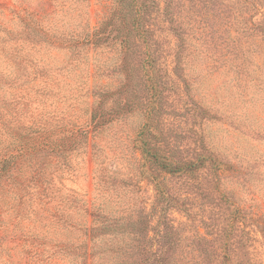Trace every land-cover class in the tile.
Masks as SVG:
<instances>
[{"label": "trees", "instance_id": "1", "mask_svg": "<svg viewBox=\"0 0 264 264\" xmlns=\"http://www.w3.org/2000/svg\"><path fill=\"white\" fill-rule=\"evenodd\" d=\"M38 1L40 10L13 6L12 26L0 24L5 236L31 264H263L255 244L264 216L251 217L220 188L224 165L205 136L227 99L205 103L199 87L222 76L231 102L264 98V0H96L104 13L93 27L78 23L91 0ZM97 50L116 53L101 72ZM84 63L95 67L93 83L73 89L68 73ZM133 114L143 119L130 140L136 185L115 170L109 179L125 193L146 182L153 195L113 210L98 139ZM182 127L193 133V151L182 146ZM79 156L94 166L92 208L61 194ZM24 221L40 232H18Z\"/></svg>", "mask_w": 264, "mask_h": 264}, {"label": "rangeland", "instance_id": "2", "mask_svg": "<svg viewBox=\"0 0 264 264\" xmlns=\"http://www.w3.org/2000/svg\"><path fill=\"white\" fill-rule=\"evenodd\" d=\"M28 6L30 10H40V1L38 0H0V24L11 27L13 16L9 11L13 6L17 8L21 6ZM104 4L91 0L88 8V14L84 15L85 7H81L79 12L81 18L78 23L84 22L87 19L90 27H93L101 19L104 13ZM116 53H110L103 50H97L91 54L94 64V59L98 61L99 69L102 71V66L106 67L115 58ZM67 56L58 54L55 60L56 65H63L67 61ZM90 63V62H89ZM190 69L191 75H196L198 70L202 67L194 66ZM101 68V69H100ZM95 70V67H89L88 63L77 65L75 70L70 71L69 84L74 87L82 88L86 86L87 82L93 83V79L88 78V73ZM68 79V78H67ZM202 79V78H201ZM203 84L199 87V92L204 96L205 103H213L212 98L222 96L227 99L223 104V110L220 109L216 120L206 123V137L210 139L212 149L216 157L222 161L224 171L221 172L220 188L225 190L230 195V198L241 208L246 210L252 216H264V98L257 95L252 99V102L247 104L233 103L229 100L228 90L226 84H222L223 77L213 79L211 82ZM97 81V80H96ZM199 83V82H198ZM222 86V88H221ZM214 89H217L216 91ZM84 100V99H83ZM73 102V101H71ZM79 100L74 101L78 104ZM86 102V101H85ZM91 101H89L90 104ZM233 103V104H232ZM219 106L216 107V109ZM143 119L140 114H133L123 121L113 124L112 126L103 129L99 136V145L103 148L101 157L104 160V175L102 182L103 196L112 204L113 210H119L128 200L130 202H142L153 195V190L146 182L141 183V189L130 187L125 193L124 189H117L112 187L110 172L117 171L119 176H126L127 178L137 176V155L132 153L130 148V140L134 133L139 128ZM190 123V122H189ZM187 135L183 147L186 152L196 149L194 144V136L190 131L187 134V128L182 127ZM208 135V136H207ZM112 150H109L108 148ZM83 157L76 158V173L77 177L73 183L69 181L63 182L65 189L61 190V194L65 196L73 195L79 199L85 200L87 208L94 207V180H93V163L91 158L87 157V164L84 163ZM101 167V166H100ZM108 169H106V168ZM101 170V169H100ZM109 172V173H108ZM101 175V174H100ZM132 178V185H136V179ZM130 179V178H129ZM134 183V184H133ZM177 188L183 189L184 183H176ZM71 190V192H70ZM71 193V194H70ZM120 204V205H119ZM119 207V208H118ZM3 216L0 214V219ZM5 218V217H4ZM81 222L84 221L88 226L91 224L92 218L88 215L77 217ZM18 232H26L37 234L40 232L38 225L30 224L24 221L18 227ZM257 257L260 258L264 264V225L261 233L258 234V242L255 244ZM49 247H46V250ZM24 249L19 246V242L12 240L11 236L5 234L0 230V264H31L22 253ZM46 256V255H45ZM62 264L61 262H58ZM52 264V263H44Z\"/></svg>", "mask_w": 264, "mask_h": 264}]
</instances>
